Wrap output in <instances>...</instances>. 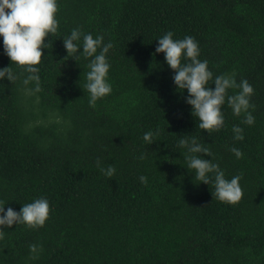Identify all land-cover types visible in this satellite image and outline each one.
Listing matches in <instances>:
<instances>
[{
  "label": "trees",
  "instance_id": "trees-1",
  "mask_svg": "<svg viewBox=\"0 0 264 264\" xmlns=\"http://www.w3.org/2000/svg\"><path fill=\"white\" fill-rule=\"evenodd\" d=\"M57 5L58 29L37 65L41 91H28L35 82L23 84L28 73L11 64L0 36V69L11 66L17 77L0 79V202L5 212L38 198L50 205L41 228L0 226V264H264V0ZM73 29L113 44L106 55L112 91L94 108L84 88L91 58L76 61L64 47ZM167 32L195 39L213 80L234 74L249 82L254 124L225 102L219 131L198 128L187 90H177L164 54L155 53ZM233 126L243 129L242 141ZM157 129L152 144L144 141ZM181 138L209 148L212 157L195 155L219 164L226 179L241 176L240 202L221 203L212 184L195 179ZM97 159L115 167L113 177ZM31 244L42 245L37 259Z\"/></svg>",
  "mask_w": 264,
  "mask_h": 264
},
{
  "label": "clouds",
  "instance_id": "clouds-1",
  "mask_svg": "<svg viewBox=\"0 0 264 264\" xmlns=\"http://www.w3.org/2000/svg\"><path fill=\"white\" fill-rule=\"evenodd\" d=\"M58 11L57 0H0V36L3 37L4 52L10 59L11 64H16L28 75L23 80L27 86L35 82V89L29 92H39L40 77L39 65L43 58L42 49L45 48V39L51 34L55 35L58 29V21L55 14ZM155 53H163L167 65L174 71V84L181 93L187 90L186 103L192 106V115L197 118L198 128L208 133L219 131L224 125L222 106L227 105L232 109L235 116L242 114V123L252 125L254 116L249 111L255 105L250 103V97L254 94L253 87L244 79L237 83L235 75H219L213 80V73L208 69V61L198 59L200 51L198 43L191 36L182 40H174L173 33L167 32L158 40ZM67 57L71 56L78 61L81 56L91 58L87 67L90 69L86 74L84 88L90 95L89 106L95 107L97 100L110 94L111 84L107 77L110 64L106 55L113 47L111 42L104 43V37L93 38L92 34H83L79 29H73L71 35L63 39ZM83 51L77 55L79 49ZM98 49L100 50L98 52ZM184 57L189 62L181 64ZM7 78L13 82L17 79L10 67L0 69V79ZM213 80L214 89L209 87V81ZM229 89H239L236 94L228 95ZM159 129L155 133L149 131L143 139L148 144L153 143V136L159 135ZM235 140L244 139L243 129L233 126ZM179 147L187 148L185 159L187 168L195 170V179L204 184H212L215 199L225 204H237L243 197L240 186L241 176H233L230 180L225 178V173L219 164L211 160L201 158L195 154L212 157L209 148L199 144L195 138L189 142L186 138L179 140ZM230 151L237 159L242 158L243 153L238 148ZM140 159H144L141 156ZM97 167L106 177H113L115 167L109 165L106 169L101 166L100 160L96 161ZM209 174H212L210 176ZM141 183H147V177H140ZM50 205L47 199L38 198L32 203L24 204L19 212L11 207L5 212L4 205L0 202V226L11 228L13 224L26 225L30 229H38L44 226L49 218ZM0 227V238H3L4 230ZM32 253L31 259L38 258V252L42 251V245H29Z\"/></svg>",
  "mask_w": 264,
  "mask_h": 264
}]
</instances>
